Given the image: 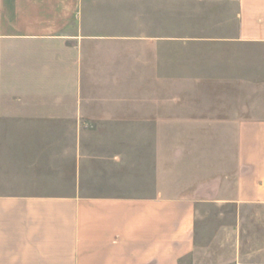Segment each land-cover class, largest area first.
<instances>
[{
	"label": "crops",
	"instance_id": "0c3cea01",
	"mask_svg": "<svg viewBox=\"0 0 264 264\" xmlns=\"http://www.w3.org/2000/svg\"><path fill=\"white\" fill-rule=\"evenodd\" d=\"M86 1L0 0V264H195L202 203L264 209V56L210 71L226 87L209 98L241 105L174 110L154 129L236 132L231 197L217 198L228 178L203 169L201 139L165 141L150 174L149 95L90 107ZM236 3L231 46L264 51V0Z\"/></svg>",
	"mask_w": 264,
	"mask_h": 264
},
{
	"label": "rangeland",
	"instance_id": "374dc122",
	"mask_svg": "<svg viewBox=\"0 0 264 264\" xmlns=\"http://www.w3.org/2000/svg\"><path fill=\"white\" fill-rule=\"evenodd\" d=\"M236 13V0H87L83 13V22L92 35L88 42L90 74L82 90L91 98L90 107H98L97 98L116 93L135 94L143 105L142 99L149 95L150 174L167 147L165 141L169 139L173 145L201 139L203 169L209 172L216 165L218 177L228 178L220 183L217 198L223 199L231 197L236 132L154 129L161 126L163 114L174 110L189 113L244 102L209 98L212 88L223 92L226 87L209 83L211 69L216 68L217 76H221L225 71L221 63L227 58H244L248 61L245 69L254 71L264 56L260 48L231 46L237 43ZM243 214L245 227L241 226ZM237 220L238 234H228L227 226ZM197 227L200 249L195 264H264V209L244 213L231 202H204Z\"/></svg>",
	"mask_w": 264,
	"mask_h": 264
}]
</instances>
